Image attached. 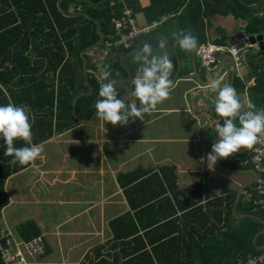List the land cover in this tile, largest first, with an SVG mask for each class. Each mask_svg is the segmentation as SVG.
<instances>
[{
    "label": "crops",
    "instance_id": "crops-1",
    "mask_svg": "<svg viewBox=\"0 0 264 264\" xmlns=\"http://www.w3.org/2000/svg\"><path fill=\"white\" fill-rule=\"evenodd\" d=\"M32 1L35 2V0ZM38 1L43 14L47 17L49 8L47 2H51L52 0ZM67 1L69 2L70 0H57L54 6L55 9L61 10V7L65 6L64 3ZM8 2L9 7L2 6V0H0V9L2 7L4 9V13L0 17L5 19V16L8 15V22L10 24L11 21L18 20L19 9L18 0H8ZM108 2L109 0H103L98 3H92L90 0H73L67 7L65 6L67 13L64 16L69 19L79 15H83L85 18H91L87 11L89 7L98 12ZM123 2L124 5L118 4L117 7H109L113 10H110L112 13L110 19L113 16L119 17L124 7H126L131 11L139 28L149 26H152V28L149 33L140 35L129 49L114 50L104 60L103 65H111L113 72L112 78L117 82L116 88L120 96H126L127 100L130 101V96L132 95V92L124 95L119 90L120 84L130 82L133 79L132 73L128 71L126 57L131 54H136V51L143 46L144 42L150 43L154 51H159L157 38L159 36L168 38L169 46L167 51L174 65V71L172 72L174 84L169 99L158 104L157 110L151 111V113L153 112L152 114L158 116L157 118L155 117L153 122L155 123L168 117L193 114L195 122L198 120V122L200 120L203 122L201 149L204 150L206 147L212 148V144L217 139L216 126L218 123L222 124L223 119L218 117L215 112L217 91L212 89L209 83L212 71L201 66L197 55V50L204 44L198 46L196 51L189 52L181 49L174 39L175 34L189 31L197 37L196 29L192 28V16H190L189 22L186 21L184 23L183 20L178 21L180 12L176 14L169 11L172 9V4L174 3L176 5L179 2L178 0H123ZM38 16H41V14ZM179 22L183 23L182 25L185 29H180ZM198 24L202 25L204 29L205 44L211 43L218 46L241 47L240 44L246 42L238 39L245 26V22L241 19H236L230 15H214L208 19L201 18ZM99 25L101 26L100 22H98ZM235 35L237 39H233ZM102 43L94 47L101 46ZM43 44V40L38 41L33 38L30 41V57L29 63H27L30 67L35 63L40 64V57L35 56L34 53L40 51L43 48ZM249 48L250 51L252 50V52L249 51V54L252 56L257 57V55H261L264 57V53H261L256 45H252ZM89 57L90 65L92 66L90 68L87 66V72L96 69V64L93 63L94 61H92L90 54ZM249 60L235 64L231 55L227 53L217 55L216 64L218 65L220 62L225 61L228 69L224 73L220 70V72L213 76V79H221L222 83L233 86L241 96L250 99L259 109L263 106V96L260 93L250 91L257 80L256 75L249 68ZM194 63H196L197 75L194 74ZM257 64L260 70L264 72V60ZM202 69L205 71H202ZM117 72L120 73L119 76H116ZM91 78H93L92 75ZM95 82L98 91H96L92 105L94 109L92 117L89 120H79V124L81 125L78 126L76 124L69 130H64L59 133L51 132V136L40 143L43 147L41 155L34 162L30 163L26 169L13 174L6 180L5 192L8 196L9 203L2 211V219L4 212L11 209L13 205H17L21 211L16 214L15 227L27 221V219L34 221L40 229L46 252H49V248L46 247V241H44V237L49 235L46 227H44L46 224L43 220L34 218L36 217V213L33 211L31 213L27 212L26 216L25 214L22 216V200L25 196L26 198L28 197L27 191L33 189L39 200L32 198L31 204H36L35 208L39 209L43 207V202H46L47 199L43 192V190L48 191L47 187H45L46 185L50 187L53 183H56V179L58 178H60L58 181L60 185H68L74 181L76 176L89 175L86 177L87 179L93 177V180H99L97 182L99 183L97 195L93 191L94 194L92 197L85 196L78 199L66 198L64 200H56V203L60 206L66 205L68 206L66 209L72 211L66 213V216L61 218L58 223L55 222L54 233L56 235L60 234V231L56 229L57 227L73 225L72 222L77 220L81 221V225L78 226L79 229L77 230L73 229L74 231L61 234L60 241L63 240L65 243L60 244V246L63 249L66 248L65 251L61 249L64 252V256L50 254L48 257L49 260H45L41 264H81L85 255L91 252L92 248L94 249L96 247L105 248L108 256L111 253L110 259L118 257L119 259L122 258L121 261H124L123 259L128 255L127 250L120 247V250L116 248L111 252L108 249L112 238L111 227L112 225H119L114 223V220L123 217L124 214H130L132 218L129 223L136 226L140 237L145 234L142 228L147 226V222L149 223L151 221L154 225H158L157 222L159 220L161 223H169L159 233L169 232L172 235V239L176 238V241L181 244L182 249L168 251L169 256L172 258L184 259L200 257L208 258L212 264H219V261H222L221 264H223L226 263L228 257H234L236 255L234 250L241 246V242L237 237L235 238V236L230 235L232 234V230L240 227V219L245 217L251 218L250 216L258 218V213L264 214V210L257 211L253 205V200L258 197L255 190L256 178L261 175L252 166H243L234 158H245L246 153L250 150H241V152L234 154L226 160H219L217 165L220 167V172L218 171V175H212L213 171H210L205 163L195 162L191 167L186 163L176 165L170 163L167 157L158 153L161 151L160 146H162V140L169 145L170 143L174 144V142H177L179 147L186 144H191L194 148L199 147V143L195 142L193 144V141L188 142L186 137H178L176 139L167 137L164 139L160 138L159 140L160 146L156 148L157 153L155 154L162 155V157L153 164L155 168L143 167L140 164L128 168L131 162L134 163L136 161L132 160L128 165H125L121 159L114 162V159L108 155L104 156V165L100 164L97 167L96 157L90 156L91 153L96 152V150L103 151L102 149L107 148L109 143H116L117 145V142L124 141L127 135H130V131L128 129L122 131L114 126H99L95 129L85 126L97 117L95 102L100 99V85L96 80ZM92 93L93 89L90 94L84 93V95H91ZM73 115L75 117V111ZM149 123H152V121H145L144 125L141 126H146ZM87 129L92 131L94 137L76 138V136L75 138H71L72 132L78 135L81 131L84 132ZM80 143H88V147L75 151L69 149V147L79 145ZM92 147L94 148L91 149ZM176 150H170V153H175ZM53 154H55L59 161L56 166L53 163H48V159ZM187 156L195 160L194 157ZM199 157L198 155V158H196L200 159ZM160 162L162 163L159 164ZM94 163L97 167L96 171H94ZM253 171L256 173L255 179L252 175ZM48 172L49 175L47 176ZM224 173L234 175L233 178H230L229 184L224 181L222 175ZM210 175L214 177L212 178L213 180L219 176L223 179L224 183L219 184L217 182L218 187L214 186L217 187L214 189L208 184ZM253 179V183L246 186L237 199L238 191ZM84 184H86L84 186H90L94 183L85 180ZM27 209H30V207H27L25 211ZM33 213L35 214L34 217L32 216ZM135 213H137V216H135ZM230 213L232 218L229 217ZM4 224L7 226L5 222ZM228 227L230 233L226 237ZM254 237L251 240L252 246L256 244L257 238L254 240ZM263 245L264 243L256 248L257 253L237 254L236 257L237 259H244L246 255L258 254L261 251L258 248ZM159 256L166 255L160 253ZM56 258L57 260L54 262L53 260ZM261 264H264V261Z\"/></svg>",
    "mask_w": 264,
    "mask_h": 264
},
{
    "label": "trees",
    "instance_id": "trees-1",
    "mask_svg": "<svg viewBox=\"0 0 264 264\" xmlns=\"http://www.w3.org/2000/svg\"><path fill=\"white\" fill-rule=\"evenodd\" d=\"M47 1V0H46ZM73 0L65 2L70 4ZM92 3L103 0H90ZM172 4V11L179 12L178 21L189 22L192 16V28L196 29L199 46L205 44V35L202 25L198 24L201 18H211L214 15L233 16L245 22L242 33L245 37L264 36V0H178ZM23 3V4H22ZM39 1L18 0V20L8 22V15L0 17V106L9 103L16 105L27 104L31 108V123L33 133V143L40 144L51 136V132H63L69 130L77 124L79 120H89L94 109L92 108L96 91L95 80L86 70V77L83 70V56L88 68L90 65L89 50L100 42L98 33V22L101 24V32L105 39L114 36L113 26L110 16L112 15L109 3L97 12L89 7L88 14L91 18L83 15L69 19L64 15L67 13L65 6L61 10H56L57 0L47 2L48 15L43 14ZM9 7L8 0H2V6ZM103 7V6H102ZM117 7V5L115 6ZM120 9V8H118ZM111 10V11H110ZM4 13L3 7L0 15ZM41 14V16H38ZM180 23V29H185ZM182 31V30H181ZM110 34V35H109ZM241 35V34H240ZM43 40V48L34 53L40 57L39 63L30 67L29 46L30 41ZM225 39V38H223ZM256 57L249 60V68L256 75L255 85L250 89L253 93H260L263 96L262 108H264V72L260 70L255 61ZM89 87L93 89L91 95L80 96L75 102V117L72 113V103L74 98L80 93H87ZM256 108L257 105L255 104ZM17 147L26 146L23 141L15 142ZM6 145L0 139V243L2 225V211L8 205L9 199L5 192V182L13 174L26 169L29 165H12L9 161L12 157L4 155ZM148 208V207H147ZM152 209V208H149ZM137 216V213H135ZM231 217V213L229 214ZM130 214L116 218L112 225V238L108 249L112 252L120 247L127 250V256L121 261L118 257L110 259L107 250L103 247L92 248L91 252L85 255L81 264H212L208 258H172L168 251L179 250L181 244L172 239L169 232L159 233L168 226L169 223L157 222L154 225L151 221L142 228L144 235L140 237L136 226L130 224ZM232 218V217H231ZM258 218L264 222V214L258 213ZM242 226L232 230L231 236L237 237L241 246L234 250V253L245 255L247 253H257L256 248L264 243V234L256 239V244L252 246L251 240L256 233L264 229V225L255 219L245 217L240 219ZM128 222V224H126ZM161 224V225H160ZM10 229V228H9ZM228 231V232H227ZM226 237L230 233L229 227ZM13 234L17 239L27 242L33 238H41V232L37 224L32 220H27L15 227ZM35 260L29 259L31 264H41L45 257H49L45 249ZM238 245V244H237ZM106 252V253H104ZM162 253L166 256H159ZM228 257L226 263L235 264L237 259ZM239 255V256H240ZM109 257V258H108ZM111 260V262H110ZM222 261H219L221 264ZM0 264H4L0 256Z\"/></svg>",
    "mask_w": 264,
    "mask_h": 264
},
{
    "label": "clouds",
    "instance_id": "clouds-1",
    "mask_svg": "<svg viewBox=\"0 0 264 264\" xmlns=\"http://www.w3.org/2000/svg\"><path fill=\"white\" fill-rule=\"evenodd\" d=\"M177 45L189 52L198 49V38L192 32L175 34ZM168 38L159 36L154 51L152 45L144 42L136 51L135 59L141 64L139 74L132 81L135 100L121 97L114 80L111 65H97L99 70V97L95 102L96 115L113 126H127L130 121L143 120L144 115L156 109L170 97L173 88L174 65L168 54ZM120 73L117 72L116 76ZM210 86L217 91L215 112L223 119L217 124V139L211 152L201 157V163L214 170L219 160H226L241 150H256L255 146L264 138V108H256L250 99L241 96L237 90L221 79H211ZM31 108L27 104L9 103L0 106V139L6 145L5 156L12 157L10 164L29 165L43 152L40 144L33 143ZM21 140L26 146L17 147Z\"/></svg>",
    "mask_w": 264,
    "mask_h": 264
},
{
    "label": "rangeland",
    "instance_id": "rangeland-1",
    "mask_svg": "<svg viewBox=\"0 0 264 264\" xmlns=\"http://www.w3.org/2000/svg\"><path fill=\"white\" fill-rule=\"evenodd\" d=\"M249 51H250V48H248L244 52L241 51L239 53L241 56V62H244L246 60H249L251 57H254V55L252 56L251 54H249ZM250 52H252V50ZM126 60L128 62V71H130L133 75V79H132L133 81L134 78L139 74V69L141 67V64L136 61L135 54H131L130 56L126 57ZM263 60H264V57H262L261 55H257L255 59L257 63L262 62ZM226 64L227 63H225L221 68L222 73H224L225 70L228 69V67H226ZM202 71H205V70L202 69ZM132 81L119 85V90L124 95H128L129 93L134 91V85ZM135 99L136 97H134L133 95L130 96V101L135 100ZM155 110H157V107ZM152 113L151 111L146 113L142 121L137 119L134 122L130 121L127 126H119V125L114 126L118 129H121L122 131H125L128 129L130 131V135L129 136L127 135L124 141L117 142V145L116 143L114 144L109 143L107 145V148L102 149L103 151L96 150V152L91 153L90 156L94 158L96 157L97 167H99L100 164L104 165L105 155H108L111 158H113L114 162H117L118 159H121L122 161H124L123 163L125 165L126 164L128 165V163H130V161L132 160L136 161L134 163L131 162L128 165V168L134 165H138V164L142 165L143 167L155 168V165L153 164L159 161L162 155L167 157L170 163H173L176 165H180L181 163H186L188 166L191 167L195 162L200 163L201 157H206V155L211 152V147H206V149L204 150L201 149V143H202L201 133L203 132V126H202L203 122L202 120H200V122H198L199 120L195 122V117L193 116V114L168 117L166 119H162L161 121L154 123L153 120L155 119V117L157 118L158 116ZM145 121L147 122L152 121V123H149L146 126H141V125H144ZM77 122H78L77 123L78 126L81 125L79 124L80 123L79 119ZM179 122L182 125L181 124L179 125ZM85 126H89L88 128L95 129V128H98L99 126L109 127L113 125L111 123H107L106 121H103L97 116ZM90 136L94 137L90 129H87V131H84V132L81 131L78 135L74 134L73 132L71 133V138H75V137L76 138H89ZM167 137L173 138V139H176L178 137H186L188 139V142L193 141V144H195V142L199 143V147L194 148L191 144H188V145L186 144L182 147H179L177 142H174V144L170 143L169 145L168 143L164 142V140L161 141L162 146H160L159 145L160 138L164 139ZM159 146L161 147V151H159L158 153L162 155L155 154L157 153L156 148H158ZM86 147H88V143L87 144L80 143L79 145L69 147V149H73L75 151V150L85 149ZM93 148L94 147H92L91 149ZM170 150H176V152L170 153ZM187 155L194 157L196 161L192 160ZM198 155L200 156L199 157L200 159H197ZM48 163H53L54 166H56V164L59 163L55 154H53L48 159ZM161 163L162 162H160L159 164ZM96 165L94 163V166H95L94 171H96L97 169ZM205 165H207L206 162H205ZM200 167L202 168V166ZM219 168L220 167L216 164L214 170H212L213 171L212 175H218V173L220 172ZM48 175H49V172L47 176ZM212 175L209 176L208 184L212 186L214 189L218 187L217 182H219V184H222L225 181L226 183L229 184L230 178L234 177V175L224 173L222 174L224 178V181H223V179H221L219 176H217V178L213 180L212 178L214 177H212ZM88 176L89 175L76 176L74 181L68 185H63V184L60 185V183L58 182L60 178L56 179V183H53V185H51L50 187L46 185L45 187H47L48 191L43 190V192L45 193V197H47V199H46V202H43L44 203L43 207L39 209L35 208L36 204L35 205L31 204L32 198L39 200V198L34 193L33 189L28 190L27 191L28 197L26 198L25 196L24 199L22 200V207H23L22 216L23 214H25L26 216L27 212L31 213V211H33L34 213H36V217H34L35 216L34 213L32 214V216L34 218H38L39 220H43V222L46 224V226L44 227H46L47 232H49V235H46V237H44V241H46V247L49 248V252L47 254L49 255L52 254L55 256H60V255L64 256L63 250L65 251L66 248L63 249L60 246V244L65 243V241L63 240L60 241L61 234H64L65 232H68V231L77 230L79 229L78 226L81 225V221L77 220V221L72 222L73 225L57 227L56 229L60 231L59 232L60 234L56 235L54 233L55 222L58 223V221L61 218H64L66 216V213H69L70 211H72L70 209H66L68 207L66 205L60 206L58 203H56V200H59V199L64 200L66 198L78 199V198H82L85 196L92 197L94 194L93 191H95V194L97 195V192L99 189V183L97 182H99V180L95 181L93 180V177L90 179H87L86 177ZM85 180L89 182L92 181V183L94 184L90 186L89 185L84 186L86 185L84 184ZM214 186H217V187H214ZM27 207H30V209H27L25 211ZM19 211H21V209L18 208L17 205H13L11 209L4 212L3 219H4V222L7 224V226L3 224L2 228L8 227L11 230L15 231L16 214ZM239 225L240 227L242 226L241 221L239 222ZM47 258L48 257H45V259ZM56 260L57 258L54 259L53 261L55 262Z\"/></svg>",
    "mask_w": 264,
    "mask_h": 264
},
{
    "label": "built area",
    "instance_id": "built-area-1",
    "mask_svg": "<svg viewBox=\"0 0 264 264\" xmlns=\"http://www.w3.org/2000/svg\"><path fill=\"white\" fill-rule=\"evenodd\" d=\"M109 7L112 8L118 4H123V0H109ZM113 26L114 37L103 41L101 46L92 47L89 54L93 63L96 64L95 70H90L89 73L93 79L100 85L99 70L97 65H103L106 57L117 49H129L133 42L142 34L150 32L152 26L139 28L131 11L124 7L119 17L113 16L111 19ZM237 46H218L211 43L202 45L197 50L199 62L203 68L217 62V54L222 55L227 53L234 59L235 64L241 62V51H246L251 45L248 42ZM264 66V65H263ZM256 150H250L246 153L245 158L234 157L243 166L250 165L261 176L256 178L255 190L257 198L253 200L255 210H264V138L258 143ZM0 256L4 264H31L29 259L35 261L44 251V245L41 238H33L30 241L24 242L17 239L12 230L5 227L1 230ZM29 258V259H28ZM264 261V246L258 254L246 255V257L237 259L236 264H261Z\"/></svg>",
    "mask_w": 264,
    "mask_h": 264
},
{
    "label": "water",
    "instance_id": "water-1",
    "mask_svg": "<svg viewBox=\"0 0 264 264\" xmlns=\"http://www.w3.org/2000/svg\"><path fill=\"white\" fill-rule=\"evenodd\" d=\"M98 33H99V35H100V42L98 43V45L99 44H101L103 41H104V35L102 34V32H101V26L99 25V27H98ZM236 37V35L233 37V39H237V38H235ZM238 39H241V40H243V41H246V42H248L251 46L252 45H256L258 48H259V50L262 52V53H264V36H251V37H245V35L243 34V33H241V35H240V37H238ZM86 52V51H85ZM85 52H83V54H82V56H83V60H84V63H83V67H84V70H83V73H84V75H85V77H86V69H87V62H86V58H85ZM194 61H195V55H194ZM225 64V61H222V62H220L218 65L215 63V64H211V65H209L208 67H207V69H209V70H211L212 71V76H210V79H213V76L216 74V73H218V72H220V70H221V68H222V66ZM194 65H195V67L193 68L194 69V74L195 75H197V71H196V63H194ZM90 90H89V92L88 93H86V94H90L91 92H92V89L91 88H89ZM82 95H84V93H82V94H79V95H77L75 98H74V100H73V103H72V110H73V114H74V111H75V102H76V100L80 97V96H82ZM245 152V151H244ZM244 152H242V153H244ZM252 175H253V178L255 179V177H256V173L253 171L252 172ZM254 179L249 183V184H247V185H245L240 191H238V193H237V199L239 198V196H240V193L242 192V190L246 187V186H248V185H250L251 183H253V181H254ZM251 218H253V219H255V220H257V221H260L263 225H264V222L263 221H261V220H259L258 218H255V217H253V216H250ZM260 234H264V230H261L259 233H257L256 235H255V237H254V240L257 238V236H259ZM255 243V242H254ZM264 246V245H263ZM263 246L262 247H259L258 249H262L263 248Z\"/></svg>",
    "mask_w": 264,
    "mask_h": 264
},
{
    "label": "bare ground",
    "instance_id": "bare-ground-1",
    "mask_svg": "<svg viewBox=\"0 0 264 264\" xmlns=\"http://www.w3.org/2000/svg\"><path fill=\"white\" fill-rule=\"evenodd\" d=\"M218 55V54H217Z\"/></svg>",
    "mask_w": 264,
    "mask_h": 264
}]
</instances>
